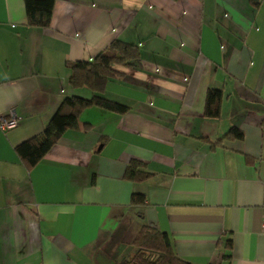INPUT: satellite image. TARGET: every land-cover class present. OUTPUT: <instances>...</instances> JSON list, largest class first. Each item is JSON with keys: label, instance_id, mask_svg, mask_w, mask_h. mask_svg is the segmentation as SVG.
<instances>
[{"label": "crops", "instance_id": "obj_1", "mask_svg": "<svg viewBox=\"0 0 264 264\" xmlns=\"http://www.w3.org/2000/svg\"><path fill=\"white\" fill-rule=\"evenodd\" d=\"M140 47L105 96L27 170L16 148L40 135L66 97L68 62L116 41ZM210 90L220 117L205 115ZM0 264H115L143 225L192 264H264V0H56L47 28L24 0H0ZM242 140L220 141L231 128ZM144 182L125 179L132 160ZM134 193L145 196L141 205ZM231 248L227 249V242Z\"/></svg>", "mask_w": 264, "mask_h": 264}, {"label": "trees", "instance_id": "obj_2", "mask_svg": "<svg viewBox=\"0 0 264 264\" xmlns=\"http://www.w3.org/2000/svg\"><path fill=\"white\" fill-rule=\"evenodd\" d=\"M56 0H24L27 24L30 27L47 28L52 22ZM140 47L136 44L116 41L103 49L92 61L68 62L69 84L74 90L87 89L91 97L73 95L66 97L43 132L16 148L21 163L32 170L42 163L46 155L70 130H88L89 125L81 122V115L88 109L99 108L123 115L130 108L105 96L108 83L123 74V69L131 68L140 60ZM223 93L210 90L207 95L205 115L208 118L220 117ZM242 140L243 133L236 127L226 134L218 144L228 140ZM151 177L146 165L140 160H132L125 171V179L144 182ZM131 202L141 205L145 196L134 193ZM134 252L115 264H192L179 257L171 237L156 228L143 225L132 242ZM231 241L226 248H231ZM231 256L223 255L220 264H230Z\"/></svg>", "mask_w": 264, "mask_h": 264}, {"label": "built area", "instance_id": "obj_3", "mask_svg": "<svg viewBox=\"0 0 264 264\" xmlns=\"http://www.w3.org/2000/svg\"><path fill=\"white\" fill-rule=\"evenodd\" d=\"M19 125V121H18V117L16 116V114L10 113L9 116L5 117V116H0V129L3 131H9L12 130L16 127H18ZM262 229L264 231V217H263V222H262Z\"/></svg>", "mask_w": 264, "mask_h": 264}]
</instances>
